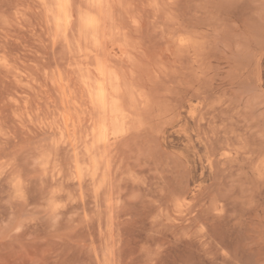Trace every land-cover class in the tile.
<instances>
[{
  "label": "rangeland",
  "instance_id": "obj_1",
  "mask_svg": "<svg viewBox=\"0 0 264 264\" xmlns=\"http://www.w3.org/2000/svg\"><path fill=\"white\" fill-rule=\"evenodd\" d=\"M41 1L0 0V264H264V0H122L97 48Z\"/></svg>",
  "mask_w": 264,
  "mask_h": 264
},
{
  "label": "bare ground",
  "instance_id": "obj_2",
  "mask_svg": "<svg viewBox=\"0 0 264 264\" xmlns=\"http://www.w3.org/2000/svg\"><path fill=\"white\" fill-rule=\"evenodd\" d=\"M41 1V0H40ZM43 4H45V6H48V10L50 11L51 16L54 18V22L56 23L58 28H61L64 31V36L67 38V33L69 30V28L72 27V18L74 16V0H42L41 1ZM83 2L88 3V5L90 4L92 7V11L88 12L89 10H86L85 12L84 9L82 10L83 12H85L86 14H82V16H79L78 22L81 23L79 28L80 30L82 29L85 32V36L88 38V40L86 38L85 43H86V47L87 44L90 40H92V42L95 44L94 47H102V45L104 44V42L106 43V37H107V33H112L113 29L115 30V27L118 26V24L116 23V18H115V10L117 6H121L122 0H83ZM61 3H65L66 6L64 8H61L59 5ZM78 6V5H77ZM84 7V6H83ZM77 8V7H76ZM88 8V7H87ZM89 9V8H88ZM81 11V12H82ZM121 11V10H120ZM78 13V12H77ZM120 18V17H119ZM121 20V19H120ZM123 20V19H122ZM78 23V24H79ZM74 28L77 29V27L75 26ZM122 29V28H121ZM121 29L120 34H121ZM68 30V31H67ZM71 30V29H70ZM72 31V30H71ZM74 31V30H73ZM117 31V30H115ZM114 31V32H115ZM124 32V30L122 31V33ZM83 33V32H82ZM74 34V32H73ZM83 35V34H82ZM69 37V36H68ZM123 37L124 34H123ZM114 38V37H113ZM118 37H115V39ZM120 39V38H119ZM127 39V38H125ZM118 40V39H117ZM128 40V39H127ZM121 41V40H120ZM126 41V40H124ZM123 41V42H124ZM122 42V43H123ZM127 43L129 41H126ZM121 43V42H120ZM121 43V44H122ZM117 44H119L117 42ZM91 45V44H89ZM92 46V45H91ZM90 46V47H91ZM104 46V45H103ZM89 47V46H88ZM93 47V49H94ZM96 47V48H97ZM78 48V47H77ZM94 49L96 51L99 52V49ZM89 49V48H88ZM108 49V48H107ZM85 51V50H84ZM110 51V50H108ZM87 52V51H86ZM90 52H93L92 50ZM104 52V51H103ZM102 52V53H103ZM89 53V52H88ZM92 54V53H90ZM96 54V53H95ZM94 54V55H95ZM111 54V52L109 53V55ZM93 55V56H94ZM98 55V53H97ZM101 55V52H100ZM104 56V54H102ZM92 56V55H91ZM112 58V56H110ZM87 58V57H86ZM93 58V57H92ZM99 58L98 64L96 66V72L99 73L101 79L96 81L97 78L93 77V80H91L92 82H88L90 84H86L87 83V78L84 77L85 76H91V72L88 73V75L84 74L82 78H85L86 83H82L85 84L83 87L85 88V90L87 91V96L89 98L90 103L93 105V107L97 110L98 113H100L101 115V131L102 133H105L109 130V128L113 125V124H120V121H122L123 119L126 118V116H128L125 111H124V101H128V104L131 101H134V99L136 100L137 98H134L135 95V91L138 89H135L132 91L131 86H129L127 77L125 79V76L121 75V70L122 68L120 67V65L123 63L121 62V64L119 63V67L120 69L117 67V61L114 62L116 63V67H107L106 64L104 63L105 59L102 60ZM105 58V57H104ZM79 59V58H78ZM96 57H95V63L96 62ZM87 60H90L89 58ZM93 60V59H92ZM112 60H116V58H112ZM119 60V59H118ZM122 60V59H121ZM119 60V61H121ZM130 60H132L130 58ZM134 62V61H133ZM133 62H129L132 63ZM90 63V62H88ZM87 63V64H88ZM73 64V63H72ZM86 64V65H87ZM125 64V63H124ZM122 64V65H124ZM135 64V63H134ZM127 65V64H125ZM134 66V65H133ZM95 68V67H94ZM78 69L79 66H78ZM84 70V68H82ZM86 70V69H85ZM84 70V73H85ZM83 72V71H82ZM131 72V71H130ZM124 73V72H122ZM131 74V73H130ZM80 75V74H79ZM78 75V77H79ZM125 75V73H124ZM261 75V74H260ZM127 76V75H126ZM90 78V77H89ZM79 79V78H77ZM92 79V77L90 78ZM89 79V81H90ZM83 80V79H82ZM132 81V80H131ZM80 82V81H79ZM87 88V89H86ZM85 95V94H84ZM135 95V96H134ZM137 97V96H136ZM81 99V98H80ZM79 100V99H78ZM82 100V99H81ZM84 101V100H83ZM130 101V102H129ZM137 101V102H136ZM135 104H133L134 107V111L138 112V108L136 107L137 104H139L138 99L136 100ZM86 102V101H85ZM145 104V103H144ZM143 104V106H144ZM127 106V102L125 104ZM141 105V104H140ZM139 105V106H140ZM142 106V107H143ZM146 107V106H145ZM140 108V107H139ZM141 110V108L139 109ZM96 112V111H95ZM135 112V113H136ZM128 113V112H127ZM139 113V112H138ZM130 115V113H128ZM137 114V113H136ZM98 115V114H96ZM139 115V114H138ZM137 115V116H138ZM99 116V115H98ZM140 116V115H139ZM93 117V116H92ZM142 117V114H141ZM129 118V117H128ZM99 119V118H98ZM127 119V118H126ZM137 119V118H136ZM65 121V120H64ZM131 121V120H130ZM144 121V120H143ZM70 123V122H69ZM141 124V123H140ZM143 124V123H142ZM143 126V125H142ZM141 126V127H142ZM114 128V126H113ZM121 128V127H120ZM124 129V127H123ZM114 130V129H113ZM97 135V133H96ZM101 135V134H100ZM99 136V134H98ZM103 137V135L101 136ZM102 138H100L101 140ZM104 139V138H103ZM99 140V139H98ZM84 143V142H83ZM103 144V143H102ZM85 145V144H84ZM90 146V145H89ZM86 148V146H85ZM85 150V149H84ZM91 151V149H90ZM89 151V152H90ZM88 152V151H87ZM99 152V151H98ZM96 153V152H95ZM92 154V153H91ZM97 154V153H96ZM104 156V155H103ZM102 163V162H101ZM99 169V168H98ZM97 170V169H96ZM95 170V171H96ZM102 170V169H101ZM104 170V169H103ZM97 173V172H96ZM98 174V173H97ZM105 175V173H104Z\"/></svg>",
  "mask_w": 264,
  "mask_h": 264
},
{
  "label": "snow or ice",
  "instance_id": "obj_3",
  "mask_svg": "<svg viewBox=\"0 0 264 264\" xmlns=\"http://www.w3.org/2000/svg\"><path fill=\"white\" fill-rule=\"evenodd\" d=\"M59 6H60L61 8H64V7L66 6V4H65V3H61ZM180 43H181V44L184 43L183 39H181ZM179 206H180V207H183V204H181V205H179ZM18 230H19V229H18Z\"/></svg>",
  "mask_w": 264,
  "mask_h": 264
}]
</instances>
